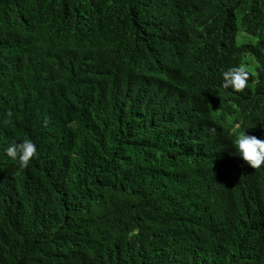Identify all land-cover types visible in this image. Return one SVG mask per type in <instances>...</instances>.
<instances>
[{"label":"trees","instance_id":"1","mask_svg":"<svg viewBox=\"0 0 264 264\" xmlns=\"http://www.w3.org/2000/svg\"><path fill=\"white\" fill-rule=\"evenodd\" d=\"M246 130L264 0H0V264H264V164L219 171Z\"/></svg>","mask_w":264,"mask_h":264},{"label":"clouds","instance_id":"2","mask_svg":"<svg viewBox=\"0 0 264 264\" xmlns=\"http://www.w3.org/2000/svg\"><path fill=\"white\" fill-rule=\"evenodd\" d=\"M248 73L243 68H230L223 73V87H231L235 91L243 90L246 86V78ZM11 116V113H8ZM231 146L232 157L228 154L227 167L221 168L219 171L223 173H237L241 167H245L244 163L237 159L240 157L247 165L254 169H258L264 164V139L258 138L256 135L247 134L246 131L238 132L232 141ZM7 156L15 162L20 168L28 167L30 161L37 154L36 144L31 139H24L14 142L6 149ZM192 174V172H190Z\"/></svg>","mask_w":264,"mask_h":264},{"label":"rangeland","instance_id":"3","mask_svg":"<svg viewBox=\"0 0 264 264\" xmlns=\"http://www.w3.org/2000/svg\"><path fill=\"white\" fill-rule=\"evenodd\" d=\"M239 41H252L257 42L259 39V36L251 35L249 34L243 27L241 28L239 32ZM243 67L250 70L253 74H256V61L255 59L250 55H245L243 59Z\"/></svg>","mask_w":264,"mask_h":264}]
</instances>
